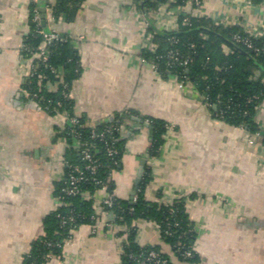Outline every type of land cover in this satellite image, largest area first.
Segmentation results:
<instances>
[{"label":"crops","instance_id":"0c3cea01","mask_svg":"<svg viewBox=\"0 0 264 264\" xmlns=\"http://www.w3.org/2000/svg\"><path fill=\"white\" fill-rule=\"evenodd\" d=\"M57 0H0V264H25L43 236L46 219L61 202L56 189L64 178L70 145L61 135L70 124L65 112L45 111L25 90L34 59L21 53L37 9L47 32L69 36L80 55L73 81V113L95 127L133 111L169 124L164 144L149 157L151 135L135 120L122 125L121 165L112 174L113 196L131 202L137 173L146 160L151 181L145 199L171 205L185 199L196 232L190 264H264V108L255 116L259 131L250 134L216 119L193 85L163 79L144 62L145 24L155 31L175 30L177 9L144 12L135 0H85L73 15L55 17ZM193 16L242 28L264 39V3L204 0ZM107 192L97 194L104 199ZM94 225L73 233L62 256L45 264H123L124 230L102 209ZM137 244L161 243L158 226L135 221ZM163 252L180 263L170 246Z\"/></svg>","mask_w":264,"mask_h":264},{"label":"trees","instance_id":"16d2710c","mask_svg":"<svg viewBox=\"0 0 264 264\" xmlns=\"http://www.w3.org/2000/svg\"><path fill=\"white\" fill-rule=\"evenodd\" d=\"M169 1L171 0H135V3L139 9L150 12L158 10ZM198 1L204 0H172L170 6L172 9L189 6L197 8ZM252 1L257 5L264 2ZM84 2L85 0H57L51 9L56 18L61 15L69 16L75 14ZM33 11L26 39L29 50L23 54L26 58L34 59L37 72L33 78L29 77L25 90L29 95L44 97V101L38 103L49 114L66 112L74 116L73 101L64 99L63 85L60 84L55 92L47 91L44 86L59 82L57 72L62 70L61 79L67 86L66 91L70 92L73 81L81 72L79 50L71 37L59 35L65 41H56L47 46V61L43 60V56H37L44 42V37L40 36L38 31L44 28L41 23L34 21L35 14L40 11ZM179 22L177 31H155L150 28L149 32L153 34L158 50L157 54L144 50V59L157 63L158 73L163 79L175 77L181 83L193 85L199 94L207 95L210 101L208 108L216 119L229 126L243 127L251 135L257 133L259 127L255 116L264 102V39L251 38L250 48L243 42L234 41L235 36L242 39L249 36L238 26H217L210 19L194 17L191 18L190 26H184L183 19ZM226 48L230 49L229 53L225 52ZM256 48L261 51L257 52ZM170 52L176 53L182 61L189 60L190 64L187 67L179 64L171 67V59L167 57ZM134 118L139 119L136 122L141 123L150 132L149 157L158 156L169 128V124L164 120L126 111L117 114L112 122L88 127L85 120L80 118L79 125L69 124L61 135L71 146L77 145L67 151L65 176L70 173V166H80L84 170V180L80 183L82 191H89L94 195L102 188V184H105L108 187L107 192L113 195L112 174L121 165L125 145L122 132L116 128L135 120ZM94 133L103 136L93 137ZM107 145L119 151L115 158L108 156ZM86 149L99 164L95 173L85 169L87 162L83 159L82 151ZM65 179L56 189L61 207L46 219L44 234L25 256V264H45L50 261L49 256H62L66 239L73 237V233L81 226L96 223L94 200H82L80 196L70 195V186ZM96 181L102 184H97ZM150 181L151 174L146 165L133 204L114 197L113 207H104L112 214L110 223L124 228L119 233L120 237H127L123 244L124 252L121 254L123 264H136L135 257L147 258L151 252L159 254V264H174L171 257L163 252V245L170 246L180 263L198 262L199 256L194 251L196 232L189 219L185 199L178 198L171 205L147 201L144 194ZM135 221L155 223L160 229L161 243L154 247H142L137 244V227L133 226Z\"/></svg>","mask_w":264,"mask_h":264},{"label":"built area","instance_id":"2783aa9c","mask_svg":"<svg viewBox=\"0 0 264 264\" xmlns=\"http://www.w3.org/2000/svg\"><path fill=\"white\" fill-rule=\"evenodd\" d=\"M171 1H169V3H167V4L161 5L159 7V9L160 8L168 9V10L172 9L171 6H170ZM246 1L249 4H251V5H256L252 0H246ZM203 2H199V1L196 2L197 3V7L199 8L203 4ZM159 9L156 10L155 12H158ZM176 9H177V14H178L177 15L178 16V22L176 23V29L175 30L168 29V30H166L167 32L177 31L179 29V26H180V22H179L180 19H183V25L184 26H190L191 25V18H193V17L194 18H203V17H199V16H196V17L193 16V14L190 11H187L186 7H178ZM150 12H153V11H150ZM34 21H36L37 23L40 24V16H39L38 13L35 14ZM213 23L215 25H217V26H234V25H226L227 23H224L223 21H213ZM148 28H149V25L145 24V27L143 28L144 50L149 51L151 54H157L158 45L154 42L153 34L148 32ZM28 34L29 33H27V35L25 36V38L23 40V43L21 44L20 51H21L22 54L29 50V48H28V46L26 44V39H28ZM38 34L40 36L44 37V42H43L42 46L39 48L40 53L37 56H39V57L43 56V60L47 61L48 60V52L46 50L47 46L49 44L53 43V42H56V41L63 42L65 40L63 38H61L55 32H47V31H44V30H39ZM251 38H255V37L252 36V35H249L247 38L242 39L239 36H235L234 37V41L237 42V43L238 42H243L245 45H248L250 48H252V45L250 43V39ZM255 50L257 52L261 51L258 48H256ZM262 51L264 52V48L262 49ZM225 52L229 53L230 49L226 48ZM167 57L169 59H171V61H170V64H171L170 66L171 67L176 65V64H179V65H181L183 67H187L190 64L189 60H183L182 61L179 58V56H177V54L173 53V52H170ZM144 62H148L153 67V69L158 72V65H157V63L155 61L144 60ZM36 72H37V68L34 66L33 69H32V72L30 74V78H33L34 76H36ZM62 73H63L62 70L57 72V78L59 79V82H56V83H53V84L48 83L44 87L49 92H55V91H57L58 86L60 84H62L63 85V96H64V99L65 100H70L71 99L70 98V92L66 91L67 90V86H65V84L63 83V81L61 79L63 77ZM181 84H182V86L190 85L189 83H181ZM30 96L36 102L40 103V102L44 101V97H42V96L39 97L37 94H33V95H30ZM201 96L203 97L205 105L207 107L210 106V101H209L208 96L207 95H201ZM262 108H264V102L259 106V110H261ZM66 115H67L68 122L72 126H77V125L80 124V119L79 118H77L75 116H70L67 113H66ZM241 128H243V127H241ZM116 130H118L119 132H122V130H123L122 125L118 126L116 128ZM261 134L263 135V138H264V129H263V131H261ZM101 136H103V135L96 134V133L93 134V137H101ZM106 150H107L108 156L111 157V158H115L119 154V151L117 149H115L114 147L110 146V145L106 146ZM82 156H83V159L87 162V165L85 166V169L91 171L92 173H95L97 168L99 167V164L92 159V156L90 155L89 150H87V149L83 150L82 151ZM66 165H67V163L65 164V166ZM70 168H71L70 173L67 174V176H65V174H64V178H63V180L66 178L65 182L67 184H69V186H70V192H69L70 195H72V196H80L82 200H94L95 215H98V213L102 209H104V207H107V208H112L113 207V205H114V196L107 192V190H108L107 185L102 184V182H100V181H96L97 184H102V188L97 190L94 195L90 194L89 191H82L81 188H80V183L84 180V170L80 166H70ZM101 191H105V192L108 193L106 198L98 199L97 194L99 192H101ZM134 201H135V199H134ZM158 229H159V227H158ZM159 233H160V229H159ZM123 241H124L123 244L127 241V237L126 236H125ZM71 242H72V237L66 239L64 241V247L69 245ZM123 252H124V249L122 248L121 254ZM188 257H190V255ZM159 258H160V256H159L158 253L151 252L147 258H144L143 256H139V257H135L134 261L136 262V264H153V263L154 264H159L160 263ZM54 259H56V257L49 256V260L50 261L54 260Z\"/></svg>","mask_w":264,"mask_h":264},{"label":"water","instance_id":"95a60500","mask_svg":"<svg viewBox=\"0 0 264 264\" xmlns=\"http://www.w3.org/2000/svg\"><path fill=\"white\" fill-rule=\"evenodd\" d=\"M145 166H146V160L143 159L142 162H141V166H140V168L138 170V173H137V179L135 181V188H134V191L132 192L131 204H133V202H134L135 196H136L137 191H138V186L140 185V183L142 181V178H143V175H144Z\"/></svg>","mask_w":264,"mask_h":264}]
</instances>
